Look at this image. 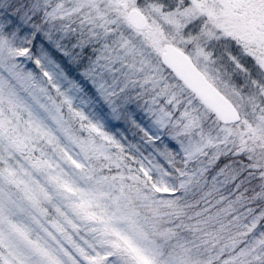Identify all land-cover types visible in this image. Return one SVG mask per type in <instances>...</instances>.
Masks as SVG:
<instances>
[{"label": "snow or ice", "instance_id": "obj_1", "mask_svg": "<svg viewBox=\"0 0 264 264\" xmlns=\"http://www.w3.org/2000/svg\"><path fill=\"white\" fill-rule=\"evenodd\" d=\"M0 264H264V0H0Z\"/></svg>", "mask_w": 264, "mask_h": 264}]
</instances>
